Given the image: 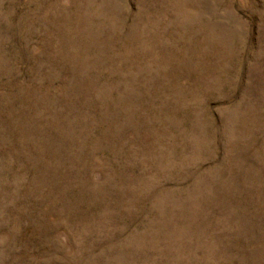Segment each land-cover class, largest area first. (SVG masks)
<instances>
[{"label": "rangeland", "instance_id": "rangeland-1", "mask_svg": "<svg viewBox=\"0 0 264 264\" xmlns=\"http://www.w3.org/2000/svg\"><path fill=\"white\" fill-rule=\"evenodd\" d=\"M0 264H264V0H0Z\"/></svg>", "mask_w": 264, "mask_h": 264}]
</instances>
